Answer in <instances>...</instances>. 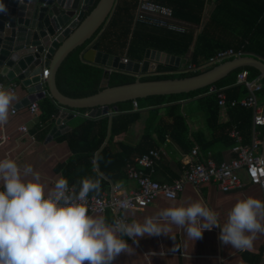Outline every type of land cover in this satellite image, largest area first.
I'll return each mask as SVG.
<instances>
[{
  "label": "trees",
  "instance_id": "1",
  "mask_svg": "<svg viewBox=\"0 0 264 264\" xmlns=\"http://www.w3.org/2000/svg\"><path fill=\"white\" fill-rule=\"evenodd\" d=\"M96 0L94 6L98 3ZM160 5L170 7L176 18L186 20L195 24L203 21L206 6L214 0H149ZM139 0H119L118 7L106 27L85 45L74 50L61 65L57 73V86L61 93L68 97L80 98L93 95L106 86L114 87L133 83L136 77L130 74L114 71L107 83L104 79V68L88 63L83 60L82 53L91 41L98 39L99 50L127 58L129 60H142L147 49H154L168 54L185 57L189 49L194 46L191 62L197 65L205 63L217 52L233 49L235 52L254 54L264 59V0H215L216 8L202 32L194 42L193 33L179 34L166 29H156L145 25H134V17ZM213 67H208L198 72L177 73L169 67H160L159 75L143 77V81L164 80L190 77L203 73ZM246 71L250 78L259 76L253 68H242L228 75L213 86L190 92L187 94L169 96H150L137 101L139 108H153V124L159 123L153 128L158 135V140L164 142L166 134L180 144L188 143L189 126L186 116L183 114V101H198L205 111L206 127L217 136L210 142L205 140L200 143L201 149L207 151L215 142H224L227 147H232L234 141L228 132L232 124L239 125L245 133L251 125V110L244 108L230 109L231 123L220 124V108L218 105V93H211V89H224L228 102L240 100L247 95V90L242 85H235L239 73ZM0 82L8 83L0 75ZM264 100V92L262 94ZM132 101L117 104L121 113L133 110ZM43 109V123L47 125L51 118L58 113L52 98H46L41 103ZM163 107V108H162ZM164 111L167 120H159L158 114ZM83 112V111H80ZM138 115L122 114L115 116L112 121V136L119 130H126ZM109 128V118L85 119L67 135L71 150L74 153L70 164L64 169V177L68 185L74 186L78 192L82 177L91 173L95 161L100 171L106 173L104 162L106 159L116 160L109 147L102 146L106 140ZM185 143H184V142ZM158 142L153 140V134L148 133L143 137L139 146L133 148L126 144H120L123 163L133 162L149 150L156 148ZM189 150L193 144L188 145ZM98 157L95 158V154ZM128 176V175H127ZM107 188V183L100 180L99 190H93L88 195H99ZM101 190V191H100Z\"/></svg>",
  "mask_w": 264,
  "mask_h": 264
},
{
  "label": "crops",
  "instance_id": "2",
  "mask_svg": "<svg viewBox=\"0 0 264 264\" xmlns=\"http://www.w3.org/2000/svg\"><path fill=\"white\" fill-rule=\"evenodd\" d=\"M215 8L216 2L214 0L206 6L205 12L211 17ZM203 20L205 23V15ZM199 34H193L194 42ZM193 50L194 46L192 45L185 57H181L182 62L189 55L191 56L193 54ZM5 80L8 83H16L17 90L15 99L9 106L8 121L0 126V159H13L21 169L25 165H31L34 171L39 172L41 181L45 187V192H47L54 186L57 178L61 176L64 177V169L70 164L74 156L65 136H67L80 121L87 119L88 116L84 112H77L78 114L75 112L77 115L76 118L68 122L70 129L54 140L46 141L51 130L47 126L52 122L53 117L47 125H44L41 103L44 99L51 97L47 95L43 100L37 102L40 111L36 115L32 114L30 112V105L22 102L28 96L27 90L17 81L10 82L7 79ZM189 102L192 101H183L180 103L182 105V110ZM54 105L58 109V113L61 112L62 109L60 106L55 102ZM12 110L16 111L15 114L12 113ZM151 110H153V108L141 109L138 106L127 113H121L118 110L117 112H113L111 119L108 117L109 128L106 140L101 149L106 146L109 147L113 156L116 157V160H105V174L100 171L99 165L94 161V167L91 173L82 177V179H99V181L103 179V181L107 183V188L100 194L112 193V191L129 193L138 188L137 183L127 176L126 165L129 162L123 163L121 160L120 155L122 154V148L120 144H126L136 148L141 144L143 137L148 133H152L153 140L156 141V143L158 142L156 148L153 149L160 151L161 159L155 164L153 170L139 169L158 183L172 184L182 176L186 169V157L190 156L192 151L188 148L189 144H193V148H200L201 153L205 157L210 154L218 164L229 161L234 157L231 151L234 145L232 147H227L224 142H215L211 145L209 150L203 151L200 143H203L205 140L208 142L212 141L217 134L213 133L206 126L198 124L192 119L191 115L186 116L190 129L188 143L183 141L185 145L180 144L172 138L169 133L166 134L165 141L160 142L158 140V135L153 131V128L159 121L153 124V114ZM229 111L227 112V120H223L220 114V124L232 122ZM122 114H136L138 118L134 120L126 130H119L114 135L113 141L110 142L113 118ZM158 117L159 120H167L163 110L159 112ZM232 125L234 126L235 124ZM24 126L28 129L27 133L20 131V128ZM250 128L247 133L241 129L246 142H250ZM98 153L99 152L95 154V158L98 157ZM243 178L245 179V177ZM24 179H31V176L24 177ZM0 187H2V182H0ZM72 187L75 189L74 186ZM248 196L256 197L263 201L261 190L257 186L249 184L247 181L245 187L231 192H222L212 183L204 184L198 189L187 185L182 194L175 200L159 196L144 210L127 211L124 216L127 219V223L133 220L142 223L145 217L154 216L162 208L199 201L216 211L218 221L222 225L233 204L238 199ZM102 217L105 218L108 224L114 221V217L111 213H107ZM158 223L165 224L167 222L158 221ZM261 223L264 224V220H261ZM168 227L170 229L168 234L145 235L137 238L136 243L128 239L127 242L132 250L126 253L121 252L114 258L113 264H264V234H255L251 248L235 249L230 245H222L220 243L218 240V227H213L211 230H204L202 237L195 241L187 237L183 228L177 227L174 224H168ZM123 238L127 239V237Z\"/></svg>",
  "mask_w": 264,
  "mask_h": 264
},
{
  "label": "clouds",
  "instance_id": "3",
  "mask_svg": "<svg viewBox=\"0 0 264 264\" xmlns=\"http://www.w3.org/2000/svg\"><path fill=\"white\" fill-rule=\"evenodd\" d=\"M14 99L11 91L0 89V126L8 121ZM27 176L31 179H24ZM0 182V264H113L121 252L132 250L128 239L136 243L145 235L168 234V224L183 228L193 241L204 230L218 227L220 243L235 249L251 248L255 234H264V201L252 196L238 199L222 225L216 211L199 201L162 208L142 223L108 224L80 203L90 191L99 190V179L84 178L73 192L61 176L45 192L31 165L21 169L13 159L3 158Z\"/></svg>",
  "mask_w": 264,
  "mask_h": 264
},
{
  "label": "water",
  "instance_id": "4",
  "mask_svg": "<svg viewBox=\"0 0 264 264\" xmlns=\"http://www.w3.org/2000/svg\"><path fill=\"white\" fill-rule=\"evenodd\" d=\"M0 0L5 11L0 12V75L10 82L17 81L27 90L22 102L28 105L49 96L62 109L47 126L46 141L69 130L68 122L83 111L90 119L113 116L117 104L137 102L150 96L187 94L215 85L242 68L255 69L264 81V59L254 54L233 58L198 75L164 80L143 81V77L159 75L160 67L180 70L182 58L162 51L147 49L142 60L124 63L119 56L99 50L98 39L89 43L82 53L84 61L104 68L105 84L111 70L136 77L133 83L114 87L86 97L73 98L60 92L57 73L67 57L92 40L110 23L119 0ZM47 69L46 84L40 75ZM76 112V113H75ZM264 159V135L262 142Z\"/></svg>",
  "mask_w": 264,
  "mask_h": 264
},
{
  "label": "built area",
  "instance_id": "5",
  "mask_svg": "<svg viewBox=\"0 0 264 264\" xmlns=\"http://www.w3.org/2000/svg\"><path fill=\"white\" fill-rule=\"evenodd\" d=\"M204 15L207 22L210 15L206 12H204ZM205 23L203 20L198 25L176 18L172 8L149 0H139L134 17V25L141 24L179 34L192 32L197 35L202 32ZM243 55V52H235L233 49L222 50L200 65L192 63V55H189L184 59L186 61L185 67L177 73L198 72ZM122 60L127 63L129 59L122 58ZM113 72L114 70H111V73ZM48 76V70L44 69L40 75L42 85L46 84ZM235 85L244 86L247 95L240 100L230 102H228L224 89L217 90L216 87L211 89V93H218V105L223 120H227V112L230 109L237 107L251 110L252 113L250 142L245 141L243 132L238 125H234L228 132L229 137L235 143L231 150L234 154L231 160L218 164L210 154L205 157L200 148L195 147L192 149L190 156L186 157V169L178 180L172 184L158 183L139 169L153 170L155 164L161 159L160 151L151 149L141 157L136 158L134 162H129L126 165L129 179L135 181L138 188L129 193L112 191V193H102L94 196L87 195L80 203L84 204L88 214L105 216L107 213H111L114 220L127 223L124 216L127 211L144 210L159 196L175 200L182 194L187 185L198 189L202 185L210 183L215 184L222 192H231L245 187L247 181L261 190L264 201V159L261 148L264 135V101L262 99L264 81L260 74L250 78L248 73L243 71L238 74ZM0 89L11 91L15 96L17 84L0 82ZM43 94L49 96L48 90L44 89ZM134 107H138L137 102H134ZM39 111L40 107L37 102L30 105L32 114L36 115ZM15 112V110H12L13 114ZM20 131L27 133L28 129L24 126L20 128ZM68 187L76 192L72 186L68 185Z\"/></svg>",
  "mask_w": 264,
  "mask_h": 264
},
{
  "label": "rangeland",
  "instance_id": "6",
  "mask_svg": "<svg viewBox=\"0 0 264 264\" xmlns=\"http://www.w3.org/2000/svg\"><path fill=\"white\" fill-rule=\"evenodd\" d=\"M181 69H183L186 65V61L183 60L181 64ZM183 114L185 116L191 115L192 119L196 121L198 124L206 126V115L205 111L202 109L200 103L198 101L189 102L186 107L183 109Z\"/></svg>",
  "mask_w": 264,
  "mask_h": 264
}]
</instances>
